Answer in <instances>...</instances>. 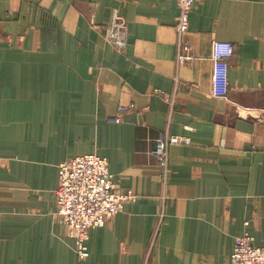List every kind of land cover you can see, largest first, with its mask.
<instances>
[{"label":"crops","instance_id":"1","mask_svg":"<svg viewBox=\"0 0 264 264\" xmlns=\"http://www.w3.org/2000/svg\"><path fill=\"white\" fill-rule=\"evenodd\" d=\"M115 11L123 52L102 29ZM178 13L177 0H0V264H145L158 227L150 264H226L245 233L264 246V0H196L183 40L198 58L182 67ZM216 40L235 46L224 99L210 94ZM161 134L190 138L169 147L167 184ZM87 154L138 199L90 231L81 260L55 191L58 166Z\"/></svg>","mask_w":264,"mask_h":264},{"label":"built area","instance_id":"2","mask_svg":"<svg viewBox=\"0 0 264 264\" xmlns=\"http://www.w3.org/2000/svg\"><path fill=\"white\" fill-rule=\"evenodd\" d=\"M195 3L196 0H177L179 13L174 27L179 38L178 67L195 63L198 58L193 47L183 40L189 31L190 14ZM102 29L107 42L117 51L123 52L126 49L127 24L117 11L107 24L102 25ZM234 53L235 46L232 43L213 41L210 94L215 98L224 99L229 93V62ZM164 97L171 102L170 96L164 95ZM171 103L173 105L174 101ZM131 108L134 107H120L111 120L120 123L124 114ZM142 113L140 111V114ZM179 144H190V138L161 134L155 141L152 156L157 161L160 178L164 184H167L171 174L169 147ZM58 177V187L55 191L57 213L66 226L68 236L75 241V250L79 259L85 260L89 256L87 243L90 231L105 226L123 211L126 204L136 202L138 196L133 191L118 192L116 190L108 159L97 154H87L61 163L58 166ZM162 221L163 218H160V224ZM158 233L159 227L152 239L145 264H150ZM226 264H264V246H257L255 238L245 233L236 238L233 253Z\"/></svg>","mask_w":264,"mask_h":264}]
</instances>
